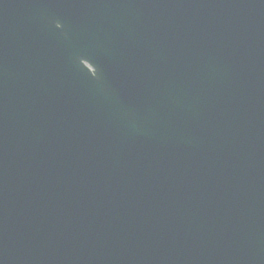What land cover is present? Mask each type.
<instances>
[{
  "label": "water",
  "instance_id": "95a60500",
  "mask_svg": "<svg viewBox=\"0 0 264 264\" xmlns=\"http://www.w3.org/2000/svg\"><path fill=\"white\" fill-rule=\"evenodd\" d=\"M0 264H264V0H0Z\"/></svg>",
  "mask_w": 264,
  "mask_h": 264
}]
</instances>
